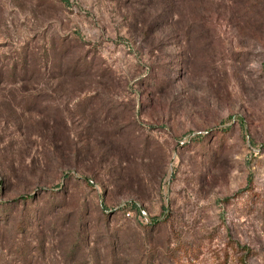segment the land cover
<instances>
[{"label":"rangeland","instance_id":"obj_1","mask_svg":"<svg viewBox=\"0 0 264 264\" xmlns=\"http://www.w3.org/2000/svg\"><path fill=\"white\" fill-rule=\"evenodd\" d=\"M0 264H264V0H0Z\"/></svg>","mask_w":264,"mask_h":264}]
</instances>
